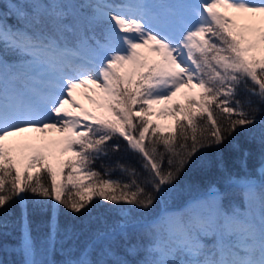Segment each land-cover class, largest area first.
Returning <instances> with one entry per match:
<instances>
[{"label":"snow or ice","instance_id":"1","mask_svg":"<svg viewBox=\"0 0 264 264\" xmlns=\"http://www.w3.org/2000/svg\"><path fill=\"white\" fill-rule=\"evenodd\" d=\"M118 138L135 164L103 163ZM213 168L219 180L182 187ZM14 201L21 235L4 251L20 264H264V0L2 5L0 210ZM29 203L52 212L44 259ZM61 209L79 227L61 230Z\"/></svg>","mask_w":264,"mask_h":264},{"label":"trees","instance_id":"2","mask_svg":"<svg viewBox=\"0 0 264 264\" xmlns=\"http://www.w3.org/2000/svg\"><path fill=\"white\" fill-rule=\"evenodd\" d=\"M10 0H0V7L2 5L9 3ZM10 22H15L14 19L10 18ZM246 97V93L241 92L238 97L241 101H243ZM178 103H183L177 101ZM176 103V101H175ZM235 142H238L242 148L249 149L252 152V155L249 159V169L254 170L258 163V150L255 145L249 144L243 136H237L235 138ZM119 143L120 151L112 153L110 152V159L104 160V164H113L117 159H122L124 162L131 161V163L135 164L136 160L130 154L125 153L126 142L123 141L122 138H118L117 140L110 141L109 144ZM225 163L230 170L239 172V165L237 164L238 154L233 153L227 146L224 150ZM101 161H97L95 167L100 169ZM138 166V165H137ZM102 171V169H100ZM220 178V173L217 172L214 168L201 171L199 169L190 171L186 176L182 179V187L184 185H198L203 187L207 185L209 182L217 181ZM183 198H187L189 195L195 196L197 193L195 191L183 192ZM29 201L38 199L35 197H28ZM182 202V201H178ZM0 218H2L7 223V229L5 235H0V264H20L21 257L16 253H10L8 251H4V246H8L9 248L15 245L18 242V239L21 235V226L23 224L22 219V210L19 204L15 201L7 207L6 210H0ZM52 218L51 209L40 210L36 208L31 203L28 204V221L29 226L31 228V234L33 240L35 242L37 248V258L44 259V248L46 246V238L49 232V221ZM58 224L61 230L66 228L69 225H75L79 227V221H73L70 217V214H65V211L61 209L60 214L58 215ZM63 255L59 252L55 255V259L57 261H61L63 259Z\"/></svg>","mask_w":264,"mask_h":264},{"label":"rangeland","instance_id":"3","mask_svg":"<svg viewBox=\"0 0 264 264\" xmlns=\"http://www.w3.org/2000/svg\"><path fill=\"white\" fill-rule=\"evenodd\" d=\"M185 90H181V93H178L177 97H175L173 99V101H170L168 105H156L154 106L155 108H160V107H168V106H171L172 103H175V101H180L182 102L184 99H183V92ZM79 103L81 104H84L85 107H90L89 105H87V103L84 101V102H80ZM152 119L154 120L155 123H160V124H163V125H170L172 120H171V117H166V118H161L160 120H156L155 117H152ZM29 135H36V134H33V133H30ZM48 136L50 138H58L59 137V133H55V132H50L48 133Z\"/></svg>","mask_w":264,"mask_h":264},{"label":"bare ground","instance_id":"4","mask_svg":"<svg viewBox=\"0 0 264 264\" xmlns=\"http://www.w3.org/2000/svg\"><path fill=\"white\" fill-rule=\"evenodd\" d=\"M80 102H84L83 100H79Z\"/></svg>","mask_w":264,"mask_h":264}]
</instances>
